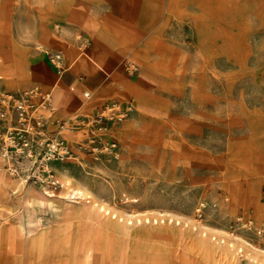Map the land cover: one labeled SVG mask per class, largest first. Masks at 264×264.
<instances>
[{"label":"rangeland","instance_id":"1","mask_svg":"<svg viewBox=\"0 0 264 264\" xmlns=\"http://www.w3.org/2000/svg\"><path fill=\"white\" fill-rule=\"evenodd\" d=\"M66 2L0 0V89L27 88L13 90L15 76L22 84L21 60H48L53 40L44 39L46 32L62 30L54 19H75L62 11ZM260 3L221 0L220 8L204 11L198 26L202 31L167 34L155 60H126V65L137 68L133 75L126 73L128 77L136 78L144 68L150 82L142 87V102L118 101L130 102L132 109L110 126L117 157L94 158L74 145L80 141L79 133L62 134L73 145L74 157L53 165L61 196L83 195L111 222L130 230L175 228L187 237L173 246H142L151 256L148 260L142 254L141 264H264V9L257 6ZM198 35L206 36L202 48ZM75 37L82 40L78 31ZM9 64L13 75L1 70ZM91 99L90 95L86 100ZM77 113L74 116L81 115ZM50 121H56L52 115ZM3 169L8 179L24 180L10 176L4 161ZM4 205L15 207L11 200ZM201 205L199 219L196 211ZM5 206L0 207V234L15 216L28 219L29 228L37 231L59 213L53 199L8 214ZM90 233L86 242L95 246L99 260L102 242ZM10 237L0 243V264H25L24 253L17 248L18 236ZM143 241L146 238L128 240L134 245ZM70 242L66 229L58 242L64 252L54 255L55 263H63ZM224 247L233 255L221 263ZM111 264H118L117 258H111Z\"/></svg>","mask_w":264,"mask_h":264},{"label":"crops","instance_id":"2","mask_svg":"<svg viewBox=\"0 0 264 264\" xmlns=\"http://www.w3.org/2000/svg\"><path fill=\"white\" fill-rule=\"evenodd\" d=\"M66 1L68 3L66 2L61 9L67 7L70 13H76L75 19L69 21L54 19L55 26H61L62 30L46 32L47 36L44 39L53 40L50 45L51 51L57 50L63 54L66 63L71 65L69 70L58 77L48 60H21L24 66L21 73L22 84L18 85V77L15 76L13 90L27 88L11 91L12 89L7 90L4 86L2 89L21 92L38 86L43 92H50L52 120H63L69 115L70 118L78 114L77 112H80L81 116L89 112L96 113L111 100L135 98L139 103L142 102L144 99L141 96L142 87L145 81L150 82L146 76V69L142 68L136 78L128 77L125 71L126 60L140 63L155 60L156 51L165 45L163 39L167 34L180 33L183 36L189 32L202 31L198 26L200 19L205 16L204 11L220 8L221 2V0ZM245 1L261 2L257 6L264 9L262 3L264 0ZM76 31L82 39L80 42L76 40ZM204 37L198 35L200 48L203 47L201 39H205ZM82 42L88 43L84 53L79 51ZM85 94L88 97H85ZM90 95L92 99L86 100ZM5 174L3 158L0 156V207L5 206L4 203L9 200L15 204V207L5 206L4 214L12 210H28L51 199L58 206L57 218L42 225L37 231L29 228L31 224H28V219L18 220L17 216L15 221L12 219L11 223L6 222L5 232L2 228L0 243L5 239L8 241L12 235H17V248L24 253L25 264H60L54 262V255L64 252L59 248L58 242L66 229L71 242L65 249L62 264H111V258L114 257L117 258L118 264L129 262L141 264L142 254L148 260L151 256L144 253L146 249L143 248V251L142 246L150 249L155 246H173L187 239L175 228L130 230L124 225L111 222L105 214L100 213L101 210H95L96 205L87 198L72 196L74 199L68 201L61 196L59 186L55 191H50L45 187H33L20 179L10 180ZM49 194L52 196L49 197ZM90 231L102 242L103 257L99 260L94 254L95 246L86 242L92 235ZM114 236L120 237V240L111 239ZM133 237L146 238V241L134 245L128 242ZM147 240L157 243H150ZM108 252H111L110 258ZM131 255L133 257L129 259Z\"/></svg>","mask_w":264,"mask_h":264},{"label":"built area","instance_id":"3","mask_svg":"<svg viewBox=\"0 0 264 264\" xmlns=\"http://www.w3.org/2000/svg\"><path fill=\"white\" fill-rule=\"evenodd\" d=\"M87 48L88 43H80L81 53ZM48 61L58 77L63 76L71 66L57 50L49 52ZM125 71L133 75L137 68L128 63ZM85 97L88 95L85 94ZM131 109L130 102H109L93 116L78 115L51 122L50 92H43L38 86L21 92L0 89V156L6 171L12 177L22 176L23 181L33 187L55 191L58 183L53 165L74 157L73 145L62 134L79 133L80 141L74 145L94 158L99 155L117 157L116 142L110 138V126L125 119ZM53 125L55 128H51ZM202 208L203 205L196 211L199 219Z\"/></svg>","mask_w":264,"mask_h":264},{"label":"bare ground","instance_id":"4","mask_svg":"<svg viewBox=\"0 0 264 264\" xmlns=\"http://www.w3.org/2000/svg\"><path fill=\"white\" fill-rule=\"evenodd\" d=\"M63 12H64V14L65 15H67L68 16V14L67 13H69V15L72 17V18H75L76 17V13H70L69 12V10H68V8L67 7H65L63 10H62ZM72 14H73V16H72ZM78 16H79V13H78ZM77 16V17H78ZM81 16V15H80ZM78 21V20H77ZM3 72H5V73H10L11 75H13V74H15V70H14V67H13V64H9V65H6L5 67H2V69H1ZM52 195L51 194H49V197H51ZM54 198V197H53ZM66 200H71V198H70V195H67L66 197ZM80 198H85V196H83V195H81L80 196ZM93 211H94V209H93ZM92 214V213H91ZM107 225V224H106ZM107 231V230H106ZM108 232V231H107ZM29 233V235L31 234V231H29L28 232ZM113 236V235H112ZM108 239H109V237H108ZM112 239V238H111ZM110 239V240H111ZM29 240V239H28ZM106 242H107V240H106ZM30 245V244H29ZM109 245V244H108ZM107 246V245H106ZM111 247V246H110ZM109 247V248H110ZM28 253V252H27ZM29 254V253H28ZM221 256H222V262L221 263H226L225 261L227 260V262L229 261V259L232 257V252L230 251V249L228 248V247H224V248H222V250H221ZM220 258V257H219Z\"/></svg>","mask_w":264,"mask_h":264}]
</instances>
